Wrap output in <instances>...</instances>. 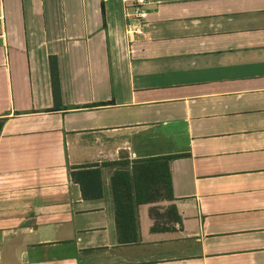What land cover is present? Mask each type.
<instances>
[{
	"label": "crops",
	"instance_id": "crops-1",
	"mask_svg": "<svg viewBox=\"0 0 264 264\" xmlns=\"http://www.w3.org/2000/svg\"><path fill=\"white\" fill-rule=\"evenodd\" d=\"M124 8L3 0L0 264H264V0Z\"/></svg>",
	"mask_w": 264,
	"mask_h": 264
},
{
	"label": "trees",
	"instance_id": "trees-1",
	"mask_svg": "<svg viewBox=\"0 0 264 264\" xmlns=\"http://www.w3.org/2000/svg\"><path fill=\"white\" fill-rule=\"evenodd\" d=\"M51 68H52V78L53 83L56 82L55 80V72H56V62L54 59L51 61ZM72 179L81 185L83 190L84 197L94 198L100 197L101 193L98 191L99 189V181L98 177L100 176V171L98 169H94L92 166L87 167H77L74 168L71 172ZM122 178V175H119ZM162 177L164 178L165 182H169V173H162ZM121 195L116 194L115 199L118 201V198H121ZM117 214H116V222L117 228L119 231L123 233H127L131 231V228L134 227V212L133 210L128 209V207H124L118 205Z\"/></svg>",
	"mask_w": 264,
	"mask_h": 264
},
{
	"label": "built area",
	"instance_id": "built-area-1",
	"mask_svg": "<svg viewBox=\"0 0 264 264\" xmlns=\"http://www.w3.org/2000/svg\"><path fill=\"white\" fill-rule=\"evenodd\" d=\"M124 3L125 17L128 21V35L139 33L147 23L149 0H122ZM3 0H0V7Z\"/></svg>",
	"mask_w": 264,
	"mask_h": 264
}]
</instances>
